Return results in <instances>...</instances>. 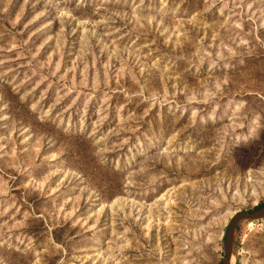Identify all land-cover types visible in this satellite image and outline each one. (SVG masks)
I'll return each instance as SVG.
<instances>
[{
	"label": "rangeland",
	"instance_id": "rangeland-1",
	"mask_svg": "<svg viewBox=\"0 0 264 264\" xmlns=\"http://www.w3.org/2000/svg\"><path fill=\"white\" fill-rule=\"evenodd\" d=\"M263 202L264 0H0V264H220Z\"/></svg>",
	"mask_w": 264,
	"mask_h": 264
},
{
	"label": "water",
	"instance_id": "water-1",
	"mask_svg": "<svg viewBox=\"0 0 264 264\" xmlns=\"http://www.w3.org/2000/svg\"><path fill=\"white\" fill-rule=\"evenodd\" d=\"M264 217V202L249 210L235 211L229 218L223 234V256L220 264H230L232 258L233 232L237 222L241 219H257Z\"/></svg>",
	"mask_w": 264,
	"mask_h": 264
},
{
	"label": "trees",
	"instance_id": "trees-1",
	"mask_svg": "<svg viewBox=\"0 0 264 264\" xmlns=\"http://www.w3.org/2000/svg\"><path fill=\"white\" fill-rule=\"evenodd\" d=\"M260 204H258V205H256V206H254L253 208H255V207H257V206H259ZM253 208H251V209H253Z\"/></svg>",
	"mask_w": 264,
	"mask_h": 264
},
{
	"label": "bare ground",
	"instance_id": "bare-ground-1",
	"mask_svg": "<svg viewBox=\"0 0 264 264\" xmlns=\"http://www.w3.org/2000/svg\"><path fill=\"white\" fill-rule=\"evenodd\" d=\"M231 261H232V258L230 259V263H231Z\"/></svg>",
	"mask_w": 264,
	"mask_h": 264
}]
</instances>
